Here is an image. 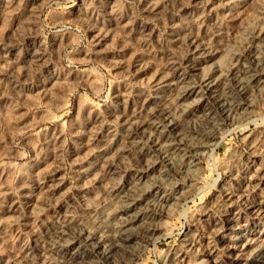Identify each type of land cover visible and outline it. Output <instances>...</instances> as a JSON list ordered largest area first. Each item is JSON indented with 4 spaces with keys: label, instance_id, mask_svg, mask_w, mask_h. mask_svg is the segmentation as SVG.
Wrapping results in <instances>:
<instances>
[{
    "label": "rangeland",
    "instance_id": "rangeland-1",
    "mask_svg": "<svg viewBox=\"0 0 264 264\" xmlns=\"http://www.w3.org/2000/svg\"><path fill=\"white\" fill-rule=\"evenodd\" d=\"M263 27L264 0H0V264H264V85L205 82ZM122 191L147 212L110 259L85 240Z\"/></svg>",
    "mask_w": 264,
    "mask_h": 264
},
{
    "label": "bare ground",
    "instance_id": "bare-ground-1",
    "mask_svg": "<svg viewBox=\"0 0 264 264\" xmlns=\"http://www.w3.org/2000/svg\"><path fill=\"white\" fill-rule=\"evenodd\" d=\"M263 36H264V27H263ZM245 61H249L250 64L248 63V65L246 64L247 66H245L244 63L241 60H238L237 63H233L230 66H227L226 68L219 67L218 69H216V71H217V73H216L217 76L215 75L216 76V79H209V78L206 79L205 82H206L207 86L213 89V87H215L216 84H219V82L222 79H225V78L227 79V77L230 75L231 72H233L234 69H237V70L239 69L240 72H241L240 73L241 76L239 77V80L237 81V83H238V91H239V94L242 95V97L244 98V101H245L246 98H247V95H248V92H249V88L250 87H254V88L259 89V88H261L264 85V50L261 49L260 46H257L256 49L250 55V57H248ZM241 63H243L242 66H241ZM236 76H239V75H236ZM170 79H171V77H170ZM164 82H167V81H164ZM183 90H184V88H183ZM219 95H222V94H219ZM219 95H217L218 98L220 97ZM225 97L226 96H224V98ZM226 98H228V96ZM219 101H221L220 103L223 105V111L225 113H232V111H231V110H233L232 109L233 107L231 108V105L232 104L230 105L229 103H227L222 98ZM199 102H200V98H199V100L197 102H195L196 103L195 106H198L199 105L198 104ZM195 106L194 105H188V106H186L185 112L187 111V109H189L188 112H193L195 110V108H194ZM236 108L239 109L240 108V105H237ZM236 108H234V109L237 110ZM205 114H206V117L207 118H209V116L211 117V115L209 114V112H206ZM167 125L168 126L166 127V132H167V129H168L169 132H174L177 129L178 123L176 121H172L171 120ZM177 131H178V129H177ZM174 134H175V132H174ZM178 135L180 136V134H178ZM181 135H182V133H181ZM160 142H161V140H160ZM164 144L166 146L175 147V149H178L179 151L182 150V151H184V153L185 152H188L190 150H195L197 148V146H196L197 143L191 141V139H188V137L185 138V137H182V136H181L180 140H177L176 138H174V136L173 137H171V136L169 137L168 136L164 140ZM166 146L164 148H166ZM191 152H193V151H191ZM195 152H196V150H195ZM198 152L199 151H197V153ZM171 153H172V151H171ZM175 153H176V151H175ZM172 154H167L168 155L167 159L169 161H171L174 158ZM179 154H182V153L180 152ZM136 185H138V184L136 183ZM135 187L136 186H134V189H135ZM138 188H141V186L138 187ZM162 191H164V190H162ZM139 193H140V191H139ZM155 196H156V194H155ZM157 199H160V198L158 196H156L155 200H157ZM141 200H142L141 193L139 195H135L134 193L129 192V191L119 192L117 194V196H116L117 205H116L115 211H114L115 215L112 216L113 219L115 220V222L113 221V223L115 224L114 225L115 226V230H116V231L114 230L115 233H113V234L112 233L111 234H106L105 232L104 233H99V232H97L95 230H91V231L88 230L89 232L86 235L85 243L87 245L88 244H94V245H96L98 247L99 251L105 257L110 258V259H113L116 256H118V255L123 254L124 252H126L128 250V248H129L131 242L135 238V230L138 228V226L141 225V219L143 217V214H145L147 212L145 210L144 211L143 210H140V211H137L136 213H132V214L129 213V211L133 210L134 207L138 203H140ZM146 200H147V198H146ZM155 200H154V198H152L151 200H148L147 201V203H148V207L147 208L148 209H150V206L152 207L154 204H156V201ZM157 202H158V200H157ZM159 202H160V200H159ZM161 202H162V200H161ZM106 220H107V223H109V219L106 218ZM105 226H106V224H105ZM108 226H110V225H108ZM74 242L75 241L72 240L71 242L70 241L69 242L67 241L63 245L61 244V246H60L61 247V250L60 249L59 250H60V253L62 254V257L65 258V259H67V260H70L72 262L73 261L74 262H77V260H78L79 263H80V261L83 262L84 260L85 261L88 260V257L89 256L87 255V253L85 254L86 251H85V246L83 244L79 243L78 245H76V248H73V250H72V248H70L71 244L75 245Z\"/></svg>",
    "mask_w": 264,
    "mask_h": 264
}]
</instances>
